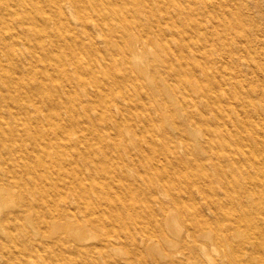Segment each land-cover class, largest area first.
I'll use <instances>...</instances> for the list:
<instances>
[{"label":"bare ground","instance_id":"bare-ground-1","mask_svg":"<svg viewBox=\"0 0 264 264\" xmlns=\"http://www.w3.org/2000/svg\"><path fill=\"white\" fill-rule=\"evenodd\" d=\"M201 1L0 0V99L5 107L0 106V198L12 187L26 191L23 204L0 208L7 239L15 241L12 229L34 214L41 238L28 240L75 263L253 264L241 258L245 243L233 244L230 234L246 225L264 238V219L258 227L249 211L251 203L264 202L262 196L251 197L258 178L234 189L224 162L236 172L235 163L245 152L216 140L244 138L233 131L247 119L236 121L227 106L252 103L225 39L232 34L246 41L240 45L243 52L257 49L247 42L244 21L231 0ZM201 13L204 18H195ZM152 32L164 53L149 47ZM19 45L23 54L15 49ZM150 70L152 86L141 82ZM131 83L141 87L140 99ZM195 93L222 116L219 130ZM151 94L159 100L154 106L158 115L147 104ZM76 99L85 103L82 111ZM136 114L143 129L134 131L135 146L121 147L118 138L126 124L133 127ZM191 122L218 132L217 139L193 146ZM172 124L188 154L207 156L201 171L198 164L183 171L187 161L168 130ZM228 148L242 157L235 158ZM208 166L217 171L223 195L212 184ZM174 236L181 240L176 255L159 248ZM5 239L1 234V250ZM207 239L218 247L217 257L210 255ZM119 245L126 250L115 257L112 251Z\"/></svg>","mask_w":264,"mask_h":264},{"label":"rangeland","instance_id":"rangeland-1","mask_svg":"<svg viewBox=\"0 0 264 264\" xmlns=\"http://www.w3.org/2000/svg\"><path fill=\"white\" fill-rule=\"evenodd\" d=\"M197 5L201 4V0H195ZM233 3V7L240 13L243 21H244V30L248 33L247 42L249 44H253V46L257 49L256 52H243L240 49V45L246 43V41L239 40L240 37H235L232 34L225 39L228 44L227 47H230L233 50V62L237 63L242 70V75L239 76V79H242L243 90H248L251 94L252 103H246L247 105H239V104H229L227 107L229 108V112L231 113L232 118H236L237 120H241L243 118L247 119V122H243L239 124V127L233 131V134L236 136H243V139H236L235 136L232 135V139L238 141L240 143H236L234 141H229L226 138L216 140L219 146L233 147L236 145L241 148L245 152V156L237 160L235 165H238L239 168L236 169V172L233 168L228 164L229 161H225L226 169L228 174L236 185L233 187L237 189L240 185H246L252 176H257L258 182H255L252 185L253 191L255 194L251 196L252 198L262 196L264 200V186L261 183L264 181V0H231ZM159 15H164V11L159 10ZM204 13L195 15V18H204ZM231 16V15H230ZM73 22L76 21L73 17L70 18ZM218 27L222 30L223 25L219 24L218 20L214 22ZM246 37H243L244 39ZM98 39H101L98 37ZM238 39V42L237 40ZM241 39V38H240ZM150 44L149 47L152 49H156L159 53H164V45L163 43L159 44L156 41V34L152 32L150 34ZM172 41V40H170ZM100 45L103 47L105 44L100 42ZM117 47V46H116ZM18 53L23 54L24 46L19 45L15 48ZM4 57V56H3ZM5 58V57H4ZM145 65V62H143ZM6 66L11 68V63L6 62ZM66 67L69 71L72 70V66L70 64H66ZM56 74L61 78L62 71L57 70ZM101 74V73H100ZM75 75V74H74ZM230 75V70H228L227 76ZM76 76V75H75ZM87 77V76H84ZM142 83L145 85H154L155 80L151 75V70L149 74L145 75L141 78ZM74 84L78 85L77 78L73 77ZM257 88V89H256ZM82 91V88L79 89ZM130 90L136 99H140V95L138 92L141 90V87L136 83H131ZM74 95V94H73ZM66 97V93L64 94ZM194 97L198 100L200 107L203 109L204 114L209 119L211 126L216 128V130L220 129V127L224 126L223 118L219 115L217 109H210L206 104L205 100L202 99L201 95L195 93ZM147 104L149 108L158 115L154 106L159 104V100L153 94L149 95L146 98ZM125 105L129 104V101L120 98ZM2 100L0 99L1 108H5ZM255 104L256 108L253 106ZM71 102L68 100L66 105H70ZM76 109L83 110L85 103L81 102L79 99H76ZM155 104V105H154ZM242 112L241 115L238 114V110ZM242 109V111H241ZM113 112L120 117L121 113L119 109L112 105ZM64 113L67 112L63 108ZM133 122L135 123L132 128H130L129 124H126L124 134L121 138H118L120 144L119 146H123L124 144H129L131 146H135L134 141L136 135L134 134L135 129L138 131L143 129V124L141 122V118L139 115H132ZM189 133L191 136V144L193 146H200L201 142L205 141L207 138L217 139L216 131L209 132L203 125L197 124L195 122H191L188 124ZM155 130L158 134L163 132L162 126L156 124ZM171 134L177 139L178 151L182 154L186 161L187 167L183 170L184 172H189L191 170V166L198 164L199 171L202 163L208 162L207 156L195 157L191 154H188L186 148L183 147V143L180 140V131L172 124L168 129ZM88 133V130H85ZM113 131V129H112ZM140 134V132H139ZM144 139V138H143ZM200 141V142H199ZM215 141V140H214ZM160 145H163L161 139L158 140ZM236 144V145H235ZM145 146H148V141L144 143ZM218 146L220 150L221 147ZM224 150V149H223ZM222 150V151H223ZM227 150H230L229 148ZM232 154H234L235 158L239 156L230 150ZM173 155V154H172ZM160 157V156H158ZM181 160H177L179 162ZM211 179L212 184L217 187L220 193L223 195L224 191L221 189L220 177L215 169L212 166H208L206 170ZM232 190V189H231ZM230 190V191H231ZM248 197V195L246 194ZM26 198V191L19 187H12L6 191L3 198H0V208L2 211L8 210L9 208L15 207L20 204H23ZM236 211V210H235ZM249 211L251 214V218L254 220V223L258 225V227L262 224V220L264 219V202L251 203L249 205ZM34 214L29 216L28 219H22L19 221L17 225L12 229L14 234L16 235V240L7 239L6 232L9 228L4 227L0 224V235L3 234L5 239V248L3 250L0 249V264H80L75 263V259L63 260L60 255H56L51 251H44L42 248H39L37 245L33 244L29 239V236H32V240H40L41 235L37 233V226ZM75 221V218H72ZM262 226V225H261ZM60 229V228H58ZM259 230V228H257ZM86 234L93 235L92 231L85 230ZM9 232V231H8ZM253 236V242L249 241V237ZM230 239L233 244L237 242H244V249L241 253V258H245L251 261L253 264H262V260H264V238L260 233H253L252 230H249L246 225H241L238 227L237 234L233 232L230 234ZM208 250L211 256L217 257L219 255L218 247L213 246L210 239H207ZM260 244V246L258 245ZM39 245V244H38ZM259 247V248H258ZM159 248L166 252H177L181 248V240L174 236L172 241L169 243L163 242L160 244ZM126 248L124 246H117L114 251H112V255L115 257H119L124 255V251ZM151 251L157 254V250L152 249ZM149 251V252H151ZM176 255V253H174ZM154 264V263H149Z\"/></svg>","mask_w":264,"mask_h":264}]
</instances>
